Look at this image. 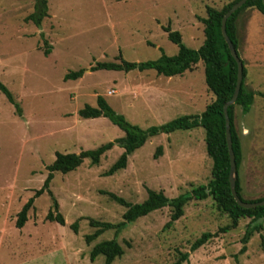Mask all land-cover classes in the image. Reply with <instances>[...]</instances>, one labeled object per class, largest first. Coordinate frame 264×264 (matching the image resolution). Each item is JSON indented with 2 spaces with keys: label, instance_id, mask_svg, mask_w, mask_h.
I'll return each instance as SVG.
<instances>
[{
  "label": "rangeland",
  "instance_id": "374dc122",
  "mask_svg": "<svg viewBox=\"0 0 264 264\" xmlns=\"http://www.w3.org/2000/svg\"><path fill=\"white\" fill-rule=\"evenodd\" d=\"M49 17L41 28L25 19L35 0H0V82L21 108L0 92V264H104L103 256L90 260L92 248L117 239L124 255L113 264H174L190 253L203 234L215 235L190 253L184 264H264V220L240 255L250 219L226 230L230 217L219 211L212 198L192 200L184 216L170 228L166 207L128 226L121 234L107 231L92 244L88 218L118 224L126 209L103 192L132 204L143 203L147 189L169 199L206 185L212 160L206 152L205 131L197 128L159 135L129 157L125 170L103 174L120 158L114 147L92 166L89 159L77 170L56 173L50 185L65 225L47 222L53 202L48 193L35 200L22 229L18 213L43 187L56 154H79L125 137L108 119H82L79 110L108 105L133 126L148 130L184 116L201 115L214 101L205 82V67L198 64L183 78L168 79L156 71L98 70V63L155 61L178 54L163 28L182 35L190 49L204 41L207 8L221 10L235 0H47ZM251 14V16H249ZM239 54L247 70L246 85L255 92L251 112L235 109L236 128L242 141L239 171L245 200L264 197V15L254 9L237 19ZM41 34L44 37H41ZM49 50L50 54L45 55ZM82 78L65 81L71 72ZM115 91L114 94H109ZM159 147L162 155L156 158ZM79 221L78 233L71 226Z\"/></svg>",
  "mask_w": 264,
  "mask_h": 264
},
{
  "label": "trees",
  "instance_id": "16d2710c",
  "mask_svg": "<svg viewBox=\"0 0 264 264\" xmlns=\"http://www.w3.org/2000/svg\"><path fill=\"white\" fill-rule=\"evenodd\" d=\"M239 1L240 0H235L231 2L221 10L210 7L207 8V18L202 20L205 26V41L197 50L188 48L183 43L182 35L178 31H173L171 27L168 26L164 27L163 30L167 34L168 40L178 47L177 55L169 57L161 50V57L155 61L132 63L119 57L118 59L121 60L120 63H98L92 66L91 72L105 70L129 73L132 71L146 72L153 70L156 71L159 76L172 78L184 75L188 71H193L198 64L202 63L205 67L206 86L208 91L214 96V101L206 106L201 115L180 117L162 126L144 130L128 123L123 116L118 115L108 105L103 97L99 96L97 98V106H85L83 109L79 110V117L82 119H97L104 117L113 125L120 128L125 133V137L107 143L93 151H82L79 154L67 155L57 153L53 164L47 167L49 173L44 181L43 187L35 192V195L18 213L16 220L17 229L25 227L28 222V214L33 208L35 200L45 193L49 194L53 202L52 208L45 220L62 226L65 225L64 217L59 212V204L50 190L51 182L56 173L65 175L75 171L82 166L86 159L90 160L92 166H99L102 158L117 146L123 149L124 152L111 168L103 174L105 177H110L119 171L125 170L128 165L129 157L142 148L148 140L162 134L170 135L176 131H189L202 128L205 131L206 152L213 163L211 171L212 177L206 185L193 188L190 193L180 195L174 199H169L163 192L147 189L148 198L140 204H132L113 193L103 192V194L108 195L115 203L124 207L126 211L123 214L122 222L118 224L101 222L88 218L87 221L89 225L91 228L95 229V231L85 237L86 243L88 245L92 244L104 233L111 230H114L115 235L118 236L127 229L128 226L134 224L139 219L166 207L171 209V220L166 225V228H170L176 221L184 216L185 206L190 201H204L208 198H212L219 211L227 214L232 221L231 225L226 228L227 231L237 228L241 219L251 220L242 240L243 247L239 254L243 255L247 252V244L250 238L255 232H258L261 230L260 228H262L261 222L264 220V206L254 209H244L237 205L232 196L229 182L231 161L226 140V123L223 110L224 106L232 99L235 93L238 79V65L232 57L229 47L222 36V20L232 6ZM248 9H254L264 15L263 0H248L226 23L227 35L232 41L240 59L237 19L243 11ZM249 16H251V14H249ZM48 17V1L35 0L34 11L25 21L34 24L40 29L42 23ZM41 37H44V35L41 34ZM49 54L50 51L46 50L45 55L48 56ZM242 62L244 66L243 82L239 96L236 103L228 109L233 151L237 167L236 191L243 202L257 203L262 202L264 197L256 200H245L242 195V186L239 179V171L243 162V147L236 128L235 109L239 108L245 116L251 112L255 102V92L248 89L246 85L247 70L243 60ZM83 75L84 71L71 72L65 77V81L78 80L82 78ZM0 92L6 97L9 103L16 107L18 113L21 114V108L16 102L13 94L1 82ZM162 153L163 148L159 147L156 152V158L162 155ZM71 229L75 233H78L79 221L75 222L71 226ZM213 237H215V235L210 233L203 234L191 245L190 253L203 247ZM190 253L181 254L174 264H184L188 262ZM123 255L124 250L117 239H112L96 244L90 252V260L95 261L98 257L103 256L105 259L104 264H113L114 261L121 258Z\"/></svg>",
  "mask_w": 264,
  "mask_h": 264
},
{
  "label": "water",
  "instance_id": "95a60500",
  "mask_svg": "<svg viewBox=\"0 0 264 264\" xmlns=\"http://www.w3.org/2000/svg\"><path fill=\"white\" fill-rule=\"evenodd\" d=\"M248 0H240L236 4L232 6V8L229 10V12L224 16L222 20V36L226 42V44L229 47L230 53L234 60L237 62L238 65V79H237V85H236V90L235 93L232 97V99L224 106V116H225V123H226V140H227V146L229 150V155H230V161H231V169H230V176H229V182H230V189L232 196L234 200L236 201L237 205L241 208L244 209H254L256 207H263L264 206V200L262 202H257V203H247L243 202L236 191V177H237V167L235 163V155L233 151V143H232V135H231V126H230V119L228 115V109L230 106L234 105L238 99L240 88L243 82V62L239 58L238 53L230 40V38L227 35L226 31V23L227 20L237 11L239 10ZM263 5H264V0H263Z\"/></svg>",
  "mask_w": 264,
  "mask_h": 264
},
{
  "label": "crops",
  "instance_id": "0c3cea01",
  "mask_svg": "<svg viewBox=\"0 0 264 264\" xmlns=\"http://www.w3.org/2000/svg\"><path fill=\"white\" fill-rule=\"evenodd\" d=\"M184 75H185V74H184ZM184 75H180V76H176V77H172V78H168V79L170 80V79H174V78H183ZM158 76H159V75H158Z\"/></svg>",
  "mask_w": 264,
  "mask_h": 264
},
{
  "label": "built area",
  "instance_id": "2783aa9c",
  "mask_svg": "<svg viewBox=\"0 0 264 264\" xmlns=\"http://www.w3.org/2000/svg\"><path fill=\"white\" fill-rule=\"evenodd\" d=\"M115 93V91H111L109 94L111 95V94H114Z\"/></svg>",
  "mask_w": 264,
  "mask_h": 264
}]
</instances>
